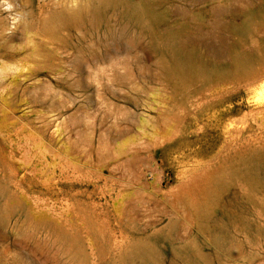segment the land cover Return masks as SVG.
<instances>
[{
  "label": "rangeland",
  "instance_id": "1",
  "mask_svg": "<svg viewBox=\"0 0 264 264\" xmlns=\"http://www.w3.org/2000/svg\"><path fill=\"white\" fill-rule=\"evenodd\" d=\"M0 0V264H264V0Z\"/></svg>",
  "mask_w": 264,
  "mask_h": 264
},
{
  "label": "bare ground",
  "instance_id": "2",
  "mask_svg": "<svg viewBox=\"0 0 264 264\" xmlns=\"http://www.w3.org/2000/svg\"><path fill=\"white\" fill-rule=\"evenodd\" d=\"M3 1L8 2L10 5L8 0ZM108 1L110 0H100V4H105ZM93 3L90 0H85L81 4L72 6L67 12L57 13L45 21L44 29L50 33H58L66 25L81 22L85 17L96 13L98 5Z\"/></svg>",
  "mask_w": 264,
  "mask_h": 264
}]
</instances>
